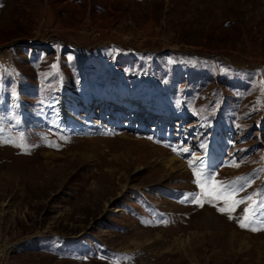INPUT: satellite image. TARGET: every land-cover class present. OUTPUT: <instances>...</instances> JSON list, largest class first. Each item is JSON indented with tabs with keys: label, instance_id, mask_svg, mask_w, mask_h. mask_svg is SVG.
<instances>
[{
	"label": "rangeland",
	"instance_id": "1",
	"mask_svg": "<svg viewBox=\"0 0 264 264\" xmlns=\"http://www.w3.org/2000/svg\"><path fill=\"white\" fill-rule=\"evenodd\" d=\"M256 195L264 0H0V264H264Z\"/></svg>",
	"mask_w": 264,
	"mask_h": 264
},
{
	"label": "snow or ice",
	"instance_id": "2",
	"mask_svg": "<svg viewBox=\"0 0 264 264\" xmlns=\"http://www.w3.org/2000/svg\"><path fill=\"white\" fill-rule=\"evenodd\" d=\"M174 152L177 151L176 148L172 149ZM187 151V149H183ZM203 165V161L200 162ZM192 161H189V167H192ZM235 166V165H233ZM194 183L197 187L201 189V193L191 194L199 206L203 207V202L212 201H222L225 207H221L218 210L223 213H229V219H231L230 213L235 210V208L241 204L245 203L243 199L236 200L235 197L238 195L239 191L243 190V186L240 189H235L231 186L223 185L219 181L214 180V173H204L200 166H197L193 170ZM187 198V197H186ZM248 200L251 201L252 197L249 196ZM261 207H264V200L258 202ZM215 206V204H213ZM256 204H252L249 208L245 209V215L238 220V224L241 228H248L251 231H257V228L251 227V224L256 222ZM264 215V213H262ZM261 225H264V220L260 221ZM260 230H264L262 227Z\"/></svg>",
	"mask_w": 264,
	"mask_h": 264
},
{
	"label": "bare ground",
	"instance_id": "3",
	"mask_svg": "<svg viewBox=\"0 0 264 264\" xmlns=\"http://www.w3.org/2000/svg\"><path fill=\"white\" fill-rule=\"evenodd\" d=\"M124 96V95H123ZM126 99L128 100L129 97H126ZM142 103V106L143 107H146L147 104L144 102V101H140L139 104ZM71 128H75L77 129V126H76V122L75 120L72 118L71 120H69V123H68ZM84 125H87L88 123L87 122H83ZM187 153L186 151H182V154H185ZM190 160L192 161V163L195 165V166H201L202 169H204L208 163H210L211 165H213L214 167H218L220 164H224V161L220 158V157H216V156H208V157H198L196 155H193L192 158H190ZM201 161H203V165H201ZM180 162L176 157H173V156H169L168 157V160L166 162V165H168V167H171L173 168V170H175L176 168L174 167V165L176 163ZM234 163L232 164H229L230 167H232L233 169H237L238 166L235 165ZM185 167V165L182 163V167Z\"/></svg>",
	"mask_w": 264,
	"mask_h": 264
},
{
	"label": "trees",
	"instance_id": "4",
	"mask_svg": "<svg viewBox=\"0 0 264 264\" xmlns=\"http://www.w3.org/2000/svg\"><path fill=\"white\" fill-rule=\"evenodd\" d=\"M208 171V170H207ZM207 171H205L204 173H206ZM220 172V171H219ZM211 173H218V172H211ZM219 174V173H218ZM243 181V179H242V177H240V180H239V182H242Z\"/></svg>",
	"mask_w": 264,
	"mask_h": 264
}]
</instances>
